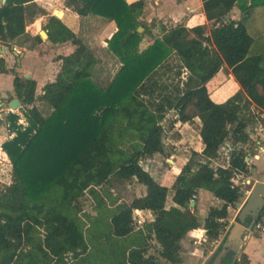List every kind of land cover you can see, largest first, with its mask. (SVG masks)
Masks as SVG:
<instances>
[{
    "label": "trees",
    "instance_id": "1",
    "mask_svg": "<svg viewBox=\"0 0 264 264\" xmlns=\"http://www.w3.org/2000/svg\"><path fill=\"white\" fill-rule=\"evenodd\" d=\"M35 1L7 0L0 6L1 43L24 38L34 18L46 15ZM202 3L214 48L205 44L204 25L162 27L155 37L141 21L145 0H67L66 8L80 18L116 24V33L107 40L111 61L99 62L81 35L51 16L44 27L49 41L71 42L76 49L59 58L61 71L41 95L36 81L21 78L0 57V74L15 75V94L27 123H19V113L0 122L13 135L2 152L12 165V183L0 188V264H160L148 255L152 239L160 246V258L182 264L181 239L200 227L198 219L168 211L170 188L142 166L157 154L170 157L182 140L174 126L168 133L163 125L171 112L178 116L175 123L194 125L199 118L196 129L204 145L201 153L192 152L176 177L173 202L189 208L202 190L222 201L221 208L209 209L203 224L207 241H219L229 227L230 208L243 195L234 180L238 173H248V129L252 122L264 128V67L262 57L251 53L254 39L244 23L264 0ZM238 6L243 18L228 21ZM146 38L152 44L141 51ZM35 39L43 43L41 36ZM173 56L178 71L167 83L162 77ZM225 65L242 90L218 104L208 84ZM105 73L107 80H101ZM226 145L228 166L215 168ZM114 179L143 185L146 195L120 204L112 213L97 209L95 225L108 221L109 233L95 253V248L89 251L80 225L79 202L86 195L99 198ZM136 211H149L154 220L135 232ZM169 214L170 227L165 225ZM234 264H250L249 257L242 254Z\"/></svg>",
    "mask_w": 264,
    "mask_h": 264
},
{
    "label": "crops",
    "instance_id": "2",
    "mask_svg": "<svg viewBox=\"0 0 264 264\" xmlns=\"http://www.w3.org/2000/svg\"><path fill=\"white\" fill-rule=\"evenodd\" d=\"M66 1L67 0H57L56 2L58 5L50 7L49 5L56 3L55 0H36V4L46 13V15L40 14L34 18V21L27 27V35L24 38L13 43L8 42L7 44H3L0 42V57L6 60V66L8 67V69L14 70L23 79L36 81L38 95H41L43 93L44 87L48 83L54 82L57 76L59 75L62 66V62L59 60V58L71 55L76 49V47L71 42L55 45L49 41V38L47 40L42 39L43 43H39L36 41L35 37L40 36V33L44 31V27L46 26L49 17L55 16V11H60L63 13V18H60V20L75 34L81 35L83 37L84 41L87 42L91 49L95 52L96 58L99 60V62H103V64H106L107 62L111 61V56L108 55L107 40L111 39L112 37H108L109 39H104V42L101 46L102 49L100 50V52L97 53V49L93 44V40H99V38L103 39L102 36H109L111 34L114 35L117 31L116 24L114 22L108 24L103 22H97L96 20L90 17L80 18L75 12L66 8ZM126 1L128 3H131L137 0ZM2 3L3 0H0V6H2ZM177 3L178 0H147L146 8L141 18V21L145 24L147 28H150L152 30L153 34L156 29L158 31H161L162 27L171 29L182 25L187 28H193L196 26L204 25L206 26V28L208 27L206 31V37L207 40L208 38H210L209 40H211L212 45L210 46L209 40L208 42H205V44H207L211 48H214L210 33L211 23H209L206 19L202 0H181L180 5H178ZM184 8L188 12H185ZM237 10L238 9L236 7L231 12L228 17V21H240L243 18V12L240 10L241 12L237 15ZM148 41L150 43L141 44V51L147 49L152 44V41ZM98 53L101 54V56L98 55ZM221 74H224L223 78H221ZM14 79L15 75L13 73L0 74V122H2L9 114L20 113V110L22 108V104L15 94ZM101 80H107L106 73L103 75ZM208 89L210 91L212 100L218 104L226 102L228 99H230L236 93L242 90L240 84L237 82V80L232 74L231 69L227 65L223 66L219 74L208 84ZM215 96H218L219 98L221 97L222 100H216ZM14 100H19L21 104V107L18 111H13L10 107L11 103ZM175 122L176 120L171 123V128L173 126L175 128H180L181 126H183V128L185 129L186 127L191 126L189 123L183 124L181 122ZM198 122L201 123V120L199 118L196 120V124H198ZM179 131L181 132V130ZM12 138L13 135L9 133V131L7 130V126L5 124L0 123V182L7 185H10L9 178H11L12 165L3 160L2 152L4 143H6ZM199 138L201 149L197 152L201 153L204 149V145L200 136ZM184 141L185 139L182 138L179 143L183 144ZM255 142V152H249V148L251 147V145H249L247 148V162L249 165L248 173L251 168H254L257 171V174L260 175V181H263L261 175L264 174V151H262L260 147L264 148V135L262 139L255 140ZM228 145H226L223 150L229 154L228 148L230 146ZM259 150L260 152H258ZM178 155V157L176 156V158L174 157V159H172L174 161L171 162L172 164L167 167L164 171H158L160 169L158 158L162 157L161 154H157L156 156H154L153 159H148L142 162L144 164L143 168L148 166V173H150L151 176L159 184L170 188V193L172 194L168 197L166 204V209L168 211L175 209L182 215L188 217L195 216L198 219L200 227L197 229L188 230L181 239V257H183V253L186 255H192L190 259L194 261H199L202 259V262H206L208 264V260L210 258L209 256L213 255V253L210 252V254L207 256L202 251V249L197 247V244L202 242L201 239L206 238V232H204V226H202L201 221L205 220L208 215L209 209L214 206L213 203H215V205L221 206L223 202L217 201L219 199H217L213 194L202 190L199 193L198 199H196V201L194 202L195 206L193 207L191 205L188 208L189 211L192 213H190V215L186 214L187 208L185 210L181 207H178L173 202L174 192L172 190V187L175 183V179L181 173L184 166L187 164V161L191 157L192 152L187 154L178 153ZM248 173L245 174L248 175ZM143 188L144 194L141 197H144L146 195V188ZM111 190L113 191V189ZM203 196H206L207 199H209L207 201L208 203L203 200ZM214 198H216L217 200ZM195 212H197V216L195 215ZM135 214L137 216H140V219H142L143 215H146L147 217L144 218L145 223H143L142 225H137V220L139 218L135 216L136 220L134 219V231H138L144 228V226L148 222L154 220L153 214L149 211H136ZM97 218L98 217H96L95 220H98ZM234 223L235 222H233V220H230L229 227L226 229L225 235L221 238V245H223V243L225 242L228 230ZM253 237V235H249L243 241L241 247V251H243L242 254H246L249 257L250 264H264V237L260 239L258 238L256 240ZM252 240L255 242H259L261 247L258 248L256 246H252ZM151 243L154 248L153 239L151 240Z\"/></svg>",
    "mask_w": 264,
    "mask_h": 264
},
{
    "label": "rangeland",
    "instance_id": "3",
    "mask_svg": "<svg viewBox=\"0 0 264 264\" xmlns=\"http://www.w3.org/2000/svg\"><path fill=\"white\" fill-rule=\"evenodd\" d=\"M57 0H55L56 2ZM147 1V0H146ZM188 1V0H186ZM194 1V0H193ZM178 5L181 4V0H178ZM57 2L55 4L49 5L50 7L52 6H57ZM176 5V4H175ZM239 5H242V3H240ZM237 11L236 14L238 15L241 11L240 7H237ZM169 11V9H168ZM185 12H188L187 10H185ZM244 23L246 25V27L248 28V31L250 33V35L253 37L254 39V46L252 49V55H259L262 57V66L264 67V6H259V7H255L254 9L251 10L250 15H248L245 19H244ZM208 28V27H207ZM141 32H143L141 30ZM154 35L155 37H160V31H158L156 29V31H154ZM113 35H109V36H102L103 39L99 38V40H93V44L95 46L96 53L100 52V50L102 49V43L104 42V39H109L111 38ZM109 37V38H108ZM210 38H208L209 40ZM149 39L146 38L142 43L148 44L150 43L148 41ZM208 40L206 42H208ZM106 41V40H105ZM151 41V40H150ZM210 46L212 45L211 40H209ZM88 44V43H87ZM145 47V46H144ZM98 55L101 56V54L98 53ZM105 59V57H104ZM170 68L164 70V73L167 72L169 70V72L162 77V80H165L167 83H172L176 78L175 74L178 71V59L173 56L172 58H170V62H169ZM114 67V66H112ZM116 67L112 70V72L114 73L116 71ZM186 77V75L184 76ZM224 77V74H221V78ZM102 84H107V81H101ZM226 97V95H225ZM216 100H222V98L215 96ZM20 114V113H19ZM20 122L22 125L27 126L26 120L24 119V116H22L20 114ZM178 119V116L175 112H171L168 117H167V121L164 123V127L166 128V130L169 131L171 130V123H173L175 120ZM198 124H201L198 122ZM198 124H194L191 125L190 127H186L185 129L183 128V126H181L180 128H175V131H177L182 138L185 139L183 144L178 143V145L176 147H174L173 149L170 150L171 156L170 157H164L162 156L161 158H158L159 161V167L160 169L158 170L160 171H164L167 167H169L174 160V157L176 158V156L178 157V153H191L193 151H199L201 149V144H200V138H199V133L196 129ZM263 128L261 125H256L255 123L252 122L251 126L248 129V133L252 139V144L251 147L249 148V152H255L256 149V142L255 140L258 139H262L263 135L258 131L259 129ZM264 129V128H263ZM181 130V132L179 131ZM170 134H167L166 137L169 138ZM165 142H167V138H165L164 140ZM169 141L166 143L168 144ZM263 146H264V142H263ZM248 148V147H247ZM260 152V150L258 151ZM257 152V153H258ZM226 151H224L223 149L221 150V155L220 158L216 161H214L213 166L215 168H217L218 166H228V161H229V154ZM248 154V153H247ZM173 157V158H172ZM168 160V162H167ZM170 160V161H169ZM144 164L142 163V166ZM172 177V175H171ZM261 178H263L262 180L264 181V174L261 175ZM260 181V175L257 174V171L254 168H251L249 170L248 175L246 174H240L238 173L235 176V180L234 183L236 186L240 187L241 192H242V198L239 200V202L230 208L229 211V223L230 220H233V222L237 221V217L239 215L240 209L244 206V204L246 203L250 193L252 192V189L254 188L255 184L257 182ZM6 182V181H4ZM171 182V180H170ZM12 183V173H11V178H9V184ZM7 185L4 183L0 182V188H2V186ZM143 185H138V183L134 182V181H121L118 179H114L110 185V187H107L104 191L98 193L99 194V198H95L92 197L91 195H86L84 197H82L80 199L79 202V208H78V218L81 222V226H82V230L86 236V240L87 243H89V247L90 250L92 251V249L95 248V253L97 251H100L101 248H103V246H101V242L103 239V242H105V236L109 233V223L108 221H103L102 224L99 225H95V218L97 217L98 213H97V209H99L100 211L106 212L108 211L109 213H112L113 211L116 210V208L123 203L126 202H131L136 198L141 197L144 192H143ZM110 189H113L110 190ZM171 192V190H170ZM249 193V194H248ZM172 193H169V196ZM199 196V195H198ZM197 196V199H198ZM216 199V198H214ZM203 200H205V202H207L209 199H207L206 196H203ZM217 200V199H216ZM220 201V200H217ZM208 203V202H207ZM214 207H218L221 208L223 206V204H221V206L219 205H215V203H213ZM99 207V208H96ZM178 209V208H176ZM186 210V208H183ZM190 211L187 208V212L186 214L190 215ZM192 214V213H191ZM194 214V213H193ZM148 215V214H147ZM195 215L197 216V212H195ZM135 216L137 217V215L135 214ZM147 216L143 215L142 216V220L144 221V218H146ZM149 217V216H148ZM171 214H169L168 218L165 220V225L170 227L171 224ZM200 220V219H199ZM201 221V220H200ZM201 224L203 226L204 221H201ZM205 230V229H204ZM226 230H224L222 232L221 238L225 235ZM254 239H260V237H255V235H253ZM221 238L219 239V241L217 242H209V241H205L207 240L206 238L201 239L202 242L197 244V247L202 249V251L208 256L210 254V252L213 253V255L209 256V260L210 261L212 259V257L214 256V254L218 251L220 245H221ZM253 239V240H254ZM251 242L252 246H256L258 248L261 247V245L259 244V242H255L253 241ZM106 243V242H105ZM160 250L159 245L157 244V242L154 240V248H152L149 252V256H154L155 258L158 259L160 264H171L170 262L162 259L159 257L158 255V251ZM92 253V252H90ZM243 251L240 252V254H242ZM192 255H186L183 253V257H182V264H207L206 262H202V259L199 261H194L192 259H190ZM241 256V255H240ZM69 262L71 263V260H69ZM79 264H83L82 262H79ZM88 264V263H86Z\"/></svg>",
    "mask_w": 264,
    "mask_h": 264
},
{
    "label": "water",
    "instance_id": "4",
    "mask_svg": "<svg viewBox=\"0 0 264 264\" xmlns=\"http://www.w3.org/2000/svg\"><path fill=\"white\" fill-rule=\"evenodd\" d=\"M6 1L7 0H3L2 5L6 4ZM54 14L59 19L63 17V13L60 11H55ZM40 36L45 40L49 38V35L46 31H42ZM10 107L13 111H18L21 107V104L19 100H14ZM144 169L146 172H149L148 166H146ZM191 205L194 207L195 203L193 202ZM263 208L264 181H259L255 184L246 203L240 209L237 222H235L229 228L225 242L214 254L208 264H224L225 259L227 257H231V251L236 255L240 253L243 241L247 236H249L250 231L256 223Z\"/></svg>",
    "mask_w": 264,
    "mask_h": 264
},
{
    "label": "built area",
    "instance_id": "5",
    "mask_svg": "<svg viewBox=\"0 0 264 264\" xmlns=\"http://www.w3.org/2000/svg\"><path fill=\"white\" fill-rule=\"evenodd\" d=\"M262 135H264V129L261 128L258 130ZM260 149L262 151H264V148L260 147ZM196 197H194L191 201V203L195 202L196 201ZM137 218H139L137 220V225H142L143 223H145V220L143 221L142 219H140V216H137ZM136 220V219H135ZM206 232V230L204 231ZM249 235H255L257 237H264V208L261 210L260 214H259V217L256 221V223L254 224L252 230L250 231V234Z\"/></svg>",
    "mask_w": 264,
    "mask_h": 264
},
{
    "label": "flooded vegetation",
    "instance_id": "6",
    "mask_svg": "<svg viewBox=\"0 0 264 264\" xmlns=\"http://www.w3.org/2000/svg\"><path fill=\"white\" fill-rule=\"evenodd\" d=\"M239 257H240V253L236 255L231 251V257H227L224 261V264H234Z\"/></svg>",
    "mask_w": 264,
    "mask_h": 264
}]
</instances>
